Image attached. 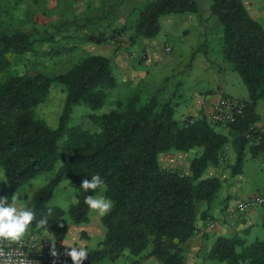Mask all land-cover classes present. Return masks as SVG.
Returning a JSON list of instances; mask_svg holds the SVG:
<instances>
[{
    "label": "trees",
    "instance_id": "obj_1",
    "mask_svg": "<svg viewBox=\"0 0 264 264\" xmlns=\"http://www.w3.org/2000/svg\"><path fill=\"white\" fill-rule=\"evenodd\" d=\"M195 0H152L141 7L131 41L153 38L161 30L165 15L197 12ZM210 14L223 27L221 52L248 87L246 109L235 123L225 125L228 134L216 129L206 114L177 119L176 103L162 100L157 93H134L118 99L108 112H92L99 126L92 132L80 125L70 126L73 106L86 103L101 109L107 91L118 80L110 57L91 54L65 73H9L13 60L35 51V33L0 28V167L4 170L9 202L27 181L43 172L54 171L51 180L28 203L37 219L47 216L42 230L66 232L70 223L90 220V209L80 183L99 174L105 181V196L113 202L111 212L102 217L105 236L88 252L84 264L116 260L125 250L137 259L154 256L159 264H186L185 243L194 235L203 203H211L222 187L217 177H205L209 166L220 163L226 144L237 151L235 171L241 166L244 150L251 141L254 154L264 150V129H256L255 107L264 101V27L254 19L243 0H211ZM101 39H96L100 41ZM5 75V76H4ZM62 84L66 101L57 128L36 117V108L45 102L51 87ZM252 130V137L246 133ZM202 147L192 158L190 172L183 173L160 164L159 155L170 151L187 152ZM58 163L61 165L58 166ZM68 180L77 200L68 211L49 205L56 187ZM264 226V220H263ZM210 258L221 264H264V238L249 242L244 234L216 239Z\"/></svg>",
    "mask_w": 264,
    "mask_h": 264
},
{
    "label": "crops",
    "instance_id": "obj_2",
    "mask_svg": "<svg viewBox=\"0 0 264 264\" xmlns=\"http://www.w3.org/2000/svg\"><path fill=\"white\" fill-rule=\"evenodd\" d=\"M243 2L254 19L258 20L264 15V0H243ZM199 11L200 8L198 7L197 12L185 15H165L161 21L163 20L166 24L175 27V38L182 36V39L187 40L190 38L192 32L201 36L202 32L206 29V25L202 22L200 24L197 23ZM118 22L119 19L114 25H120ZM124 22L125 20H123ZM183 22L185 26L178 28ZM96 26L90 25L83 32L86 35V46L91 43L92 47H101L94 54L111 58L113 70L118 80L114 90L126 87L128 88L126 91H130L131 95L136 92L144 96L157 93L158 97L162 100L167 101L171 99L176 103V107H180L179 109H181L180 119L206 114L214 103L224 97H233L241 100L248 99L240 96L235 97L227 92L229 87L227 75L233 69L224 60L222 55L212 56L211 47H198L195 44L190 45L191 47H174L176 46V40H174L173 44L166 42L163 47H155L154 41L150 43L148 38L142 36L133 42L120 43L112 40L103 43V40L96 41L92 35L87 34V31L93 30ZM117 26H112V29ZM133 45L137 47H130ZM166 46H170V50H166ZM182 50L186 51V62L174 66L179 52L181 53ZM165 66H168V69H165ZM178 98L182 99L183 104L177 101ZM255 112L257 119L254 122V127L263 130L264 101H258ZM221 127L218 131L228 134V128L225 126ZM258 142L251 141L246 146L243 162L237 171H235L237 151L232 145H230L224 162L209 166L206 169L204 176L219 178L222 187L217 194L218 198L216 196L211 203H203L200 206L199 215L206 210L209 212V215L207 219H198L196 224L198 227L197 233H194L185 243L186 264H205L207 262L221 264L216 263L218 260L212 259L209 256L216 239L220 236L231 237L235 234H244L249 242L258 238L262 239L259 234H253V231L261 226L264 227L263 205L257 204L244 213L233 214L239 202L253 197L264 196V150L254 154L252 149V146H255ZM197 152L195 149L187 152H164L159 155V161L163 167L189 173L192 155ZM229 166H232L233 169L231 170ZM43 173L36 175L26 183L30 184ZM220 173L223 175L221 178L217 176ZM1 174L3 177L2 170L0 169ZM54 174L55 172L47 175L45 178L46 183L53 178ZM33 186L31 183L25 193L21 194L25 196V200L19 204L16 203L17 206H21L22 203L28 205L39 190L30 192ZM8 191L9 189L3 186L0 188V196H3ZM12 202L13 199L10 203ZM66 216L70 223L66 232L60 233L57 230H42L41 228L33 227L27 236L32 234L37 235L44 248H57L70 251L71 247L86 246L88 252L95 249L105 236L102 217L90 211V220L88 222L76 224L70 220L68 214ZM210 219L217 221L216 226L212 229L207 227V222ZM131 261L132 259L129 261V264ZM99 264L115 263L113 260L106 258ZM139 264H159V261L156 257L150 256L143 259Z\"/></svg>",
    "mask_w": 264,
    "mask_h": 264
},
{
    "label": "rangeland",
    "instance_id": "obj_3",
    "mask_svg": "<svg viewBox=\"0 0 264 264\" xmlns=\"http://www.w3.org/2000/svg\"><path fill=\"white\" fill-rule=\"evenodd\" d=\"M149 1L152 0H0V28L8 32L20 30L35 33V37L38 39L34 45V52L14 58L9 73L56 75L67 72L73 64L90 54L97 53V49L101 48L92 47L91 43L86 46V35L83 32L90 25L97 26L93 30L90 28L91 30L87 31V34L92 35L95 39L103 40V43L112 40L120 43L131 41L130 37L133 34V27L138 20L140 9ZM196 2L200 8L199 14H197V23L202 22L206 25V29L201 36L192 32L187 40L182 39V36L175 38V27L166 24L162 20L160 32L155 37L148 38L150 43L154 41L155 47H163L166 42L173 44L176 40V46L174 47H191L190 45L195 44L198 47H211V55L214 57L222 55L223 27L218 18L210 14L211 0H196ZM118 19L120 25H114ZM123 20H125L124 23ZM258 20L264 27V15ZM111 25L117 27L112 29ZM181 26H185L184 22L178 28H182ZM185 59L186 51L182 50L181 53L179 52L174 66L183 64L186 62ZM164 68L168 69V66ZM227 81L229 85L228 93L235 97L249 98L248 87L237 71L230 70ZM126 90H128L126 87H120L116 90L114 88L109 89L104 106L96 111L83 102L74 105L68 124L70 126L80 125L92 132L98 131L99 126L90 118V114L92 112H108L116 107L117 98L125 100L131 96L132 93ZM65 101V87L62 84L53 85L45 102L36 108V117L45 121L48 126L57 128ZM177 101L183 104L182 99L178 98ZM179 108H177L175 114L177 119L181 118V109ZM221 128L220 125H216L217 130ZM195 150L198 152L193 153L192 157L203 152L202 147H197ZM59 165L61 163H58ZM0 169L3 173V177L2 174L0 175V188L5 186L9 189L4 170L1 167ZM230 169L232 170L233 167L231 166ZM52 173L54 171L45 172L38 176L36 180H33L31 183L34 186L30 192L46 185L50 180L46 183L45 178ZM217 176L221 178L223 175L220 173ZM31 183H24L17 194L25 193ZM98 192L97 195L102 194L105 196V188ZM76 200L75 189L70 186L68 180H63L56 187L49 205H57L64 210H68ZM21 202L23 201H16L17 204ZM253 234H259L260 238H264V227L254 229ZM131 259L132 263L134 259H137V256L129 250H125L117 260H114V263L129 264ZM205 264H213V262Z\"/></svg>",
    "mask_w": 264,
    "mask_h": 264
},
{
    "label": "clouds",
    "instance_id": "obj_4",
    "mask_svg": "<svg viewBox=\"0 0 264 264\" xmlns=\"http://www.w3.org/2000/svg\"><path fill=\"white\" fill-rule=\"evenodd\" d=\"M80 187L85 192H96L103 190L106 185L104 179L95 174L91 179H83ZM24 201L25 196L13 194V202L10 203L8 197L0 196V264H32L31 261L17 260L14 258L13 246L21 245L25 237L33 227H45L48 223L47 216L51 215L49 208L45 216L37 219L36 212L26 204L17 206L16 201ZM84 203L88 208L103 217L108 215L113 209V202L104 195H88ZM54 257L57 253L53 250ZM65 254L71 258L72 264H84L88 259V249L86 246L71 247Z\"/></svg>",
    "mask_w": 264,
    "mask_h": 264
},
{
    "label": "built area",
    "instance_id": "obj_5",
    "mask_svg": "<svg viewBox=\"0 0 264 264\" xmlns=\"http://www.w3.org/2000/svg\"><path fill=\"white\" fill-rule=\"evenodd\" d=\"M166 50H170V46H166ZM246 109L244 100L235 99L233 97H224L220 101L214 103L206 112L208 119L212 123L220 126L235 123L240 116H242ZM252 130L246 133V138L252 137ZM258 137L257 141H259ZM230 145L226 144L220 154V162L226 160ZM260 204L264 206V196L249 198L239 202L234 209L233 214L244 213L255 205ZM217 221L210 219L207 222V227L212 229L216 226ZM198 231L196 226L195 234ZM14 252V258L17 260L31 261L32 264H72L71 258L65 254L66 251L57 248L42 247L37 235L26 236L21 245L13 246L11 249ZM55 251L57 255L54 257L51 253Z\"/></svg>",
    "mask_w": 264,
    "mask_h": 264
}]
</instances>
